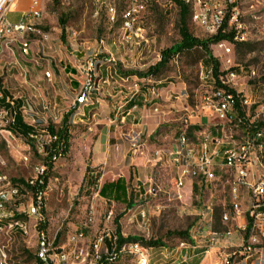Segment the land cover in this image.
Instances as JSON below:
<instances>
[{"label": "rangeland", "instance_id": "obj_1", "mask_svg": "<svg viewBox=\"0 0 264 264\" xmlns=\"http://www.w3.org/2000/svg\"><path fill=\"white\" fill-rule=\"evenodd\" d=\"M113 2L117 7L116 22L111 21L107 11V6L114 5ZM113 2L42 0L39 3L41 16L32 19V24L41 29L47 37L43 39L32 36L28 56L18 53L14 57L13 52L17 53L16 47L9 46V43L3 46V61L0 63L2 95L4 89L9 92L11 100L20 101L24 106V121L38 133L30 138L16 134L8 128L0 129V174L5 175L11 182L24 181L34 175L35 166H40L47 179L39 216L25 214L31 193L6 205L7 217L0 221V264H44L36 259V229L40 224L41 228L47 230L50 238L54 239L53 250L72 249L68 238L78 228H84L85 233L76 246L78 249H88L103 228L104 216L109 209L113 211V226L116 228L118 225L125 237L158 239L162 245L173 244L178 239H187L177 233L187 230L189 235L198 218V210L205 204H211L214 208L213 228L216 231L226 232L239 228L238 218H231L225 224L220 221L222 211H231V176L223 167L219 164L214 166L215 179L211 181L197 177L191 183L187 182L185 186L177 188L173 168L166 161L154 162L152 153L156 149L171 147L182 132L193 141L201 130L209 132L219 140L240 141L246 136V123L258 127L264 125L263 9L255 0H236L240 10L238 21L246 40L229 42V53H225L213 45L214 43L209 44L211 55L219 62V70H228L235 74L234 88L249 101L248 105L239 110L241 116H244V122L229 123L212 117L209 112L201 109L206 98L211 96L215 82L209 59L200 47L174 55L158 77L145 73L149 66L160 59L163 48L177 44L180 39L177 29L178 8L174 1L143 0L144 10L140 14V21L147 43L135 44L134 40L131 45L121 41L119 30L120 14L126 7L125 0ZM18 17V13H7V18L11 21ZM188 27L194 37L208 38L190 20ZM114 46H118L117 52ZM78 51L84 56L82 61L84 58L94 57L101 63L105 62L110 54L115 58L114 62L106 61L108 85L104 83V86H100L99 91L92 94V99L87 103L95 104L98 108L93 109L97 112L94 119L104 118V114L108 115V111L114 107L120 106V110H123L131 103L140 107L146 103V99L151 100V110L157 106L159 113L164 112V121L149 140L152 144L149 149L151 160L146 161V146H138V140V145H130L136 149L133 153L134 163L127 168L128 173L125 176L117 177L116 174L120 171L115 169L117 165L110 163L109 159L105 164H99L100 160L93 161L96 132L88 129L90 121L82 119L79 107H72L74 98L62 97L55 104L54 92L58 88L63 93L62 96H68L64 90L65 82L58 83V87L54 83L53 88L50 84L45 88L33 80L27 66L28 61L25 59L34 57L40 69H49L51 76H57L59 62L62 65L70 64V56ZM4 62L6 63L1 68ZM117 76L129 77L126 81H121L120 86L118 83L112 85L111 81ZM112 86H116L114 90H122L116 97H112L115 93L111 92L109 95L105 91ZM152 89L156 93L161 92L166 99L153 96ZM78 90L79 88L75 92ZM96 98L102 100V105L95 102ZM0 105H3L1 101ZM111 105L114 107H110ZM102 109L105 113H102ZM134 121L136 122V118ZM49 125L69 127V145L62 155L48 157L45 148L41 149L39 146L49 140ZM260 157L264 173L263 151L260 152ZM118 178L122 180L123 186L115 196H102L98 193L102 183ZM248 205L249 197L243 192L240 208L246 222ZM140 209L146 214L143 223L138 215ZM10 212L14 216L21 212L26 231L8 226ZM89 214L92 220L86 224ZM231 217H234V214H231ZM239 232L244 235V230L239 228ZM252 234L256 237L253 243L248 240L244 245L232 247L226 257H220L218 253L211 254L205 263L235 264L245 255V247L249 245L251 248H262L261 263L264 264V233L256 230ZM237 250L243 251L242 254ZM203 255L205 253L199 255L200 260ZM250 260L254 259L251 257ZM112 264L135 262L130 256L121 255Z\"/></svg>", "mask_w": 264, "mask_h": 264}, {"label": "built area", "instance_id": "obj_2", "mask_svg": "<svg viewBox=\"0 0 264 264\" xmlns=\"http://www.w3.org/2000/svg\"><path fill=\"white\" fill-rule=\"evenodd\" d=\"M66 2L69 0H58ZM93 2L113 0H92ZM188 5L190 11V21L203 33L210 37L217 32H233L232 40H221L213 45L221 48L225 53H229V42H242L246 38L241 32L238 16L240 10L236 0H180ZM264 11V0H255ZM42 0H0V36L5 31H15L14 40H9V46L13 42L18 44L19 54L26 53V41L21 38V25L30 23L33 27L32 19L40 17L39 3ZM114 3V2H113ZM126 7L120 14V19L125 21L126 42L135 44L147 43V38L143 37L140 14L144 10L143 0H125ZM8 12L19 14V19L11 21L7 18ZM101 13V10H100ZM117 7L114 3V14L112 19H116ZM38 30V28H37ZM38 37L44 39V33L38 31ZM94 57H88L81 64L80 69L83 77L79 90L71 102L72 107L81 106L82 100H87V92L96 93L99 85H91L92 61ZM115 61V60H114ZM221 71V70H220ZM210 72V71H209ZM224 72V71H221ZM47 78V73L44 72ZM235 74L226 70L224 74H218L217 82L221 83V91L218 94H211L202 105V110L209 112L212 117L219 118L224 122H233L235 119H244L238 115V108L248 105L249 101L240 94L234 86ZM215 82V80H214ZM230 90H233L230 91ZM153 96L156 92L151 90ZM3 97L0 96V100ZM224 101H231L235 104V114L226 115ZM152 111H157L154 106ZM13 100L4 98V104L0 105V129L9 128L14 118ZM188 117V116H187ZM186 122V120H185ZM247 127L250 123H246ZM257 128V127H255ZM36 135H34L35 137ZM41 143V149L45 144ZM135 137L131 140V145L136 146ZM264 152V140H259V136H251V130L247 129L243 140H219L209 132L201 130L197 133L195 141L190 140L184 133H180L174 140L171 147L156 149L153 153L154 162L166 161L174 170L175 185L181 188L187 182L201 177L204 181L215 179L214 166L219 164L230 174L229 197L231 211L224 210L220 215L221 223L225 224L231 219V214H242L240 205L242 193L246 192L249 197V205L246 209V217L250 221L249 240L253 243L256 237L253 231L264 233V173L260 152ZM220 161H217V160ZM43 173L40 166L34 167V175L24 180V183H13L0 174V221L7 217L6 205L15 202L20 197H27L29 193L30 203L27 205L25 214L27 216H39L40 208L43 204ZM34 187V190L31 188ZM24 191V192H23ZM21 214V212H19ZM8 226L26 231V224L21 219H15L10 212ZM141 222H144L145 212L138 211ZM197 220L193 225L187 239H178L170 245H150L145 246L137 241L123 242L118 247V234L113 226V211L109 209L104 216L103 228L92 241L88 249H78L77 242L84 236V228H78L68 241L73 246L70 250H53L54 239H51L45 228L36 229V256L44 264H109L114 262L121 255L130 256L135 264H189L191 259L198 253H206L209 249L217 246L224 232L216 231L214 224V208L211 204L203 205L197 212ZM92 220L89 214L85 223ZM2 227L0 225V231ZM121 236L125 237L120 231ZM126 238V237H125ZM250 249V248H249Z\"/></svg>", "mask_w": 264, "mask_h": 264}, {"label": "crops", "instance_id": "obj_3", "mask_svg": "<svg viewBox=\"0 0 264 264\" xmlns=\"http://www.w3.org/2000/svg\"><path fill=\"white\" fill-rule=\"evenodd\" d=\"M122 41L125 43L123 39ZM31 43L29 45V52L31 50ZM129 44L131 45V43ZM11 46L16 47V49L18 48L17 42H13ZM114 47H115V51L117 52L118 46H114ZM2 52L0 53V63L3 61ZM18 53H19L18 49H17V53L13 52L14 57H16ZM83 57L84 56L81 55L80 51L75 52V54L71 55L69 58L70 64L62 65V63L59 62L60 67L57 69L58 75L51 76L50 74L49 78H46L44 76V72L47 69L46 68L40 69L38 61L34 57H31L29 59L25 58V59L26 61H28L27 66L30 68V72L33 77V80L39 84H42L45 88H47L49 84L53 88L54 83L56 84V87H58V83L65 82L64 90L66 91L68 96H62L63 93L58 88V90L54 92V102L56 104V102L60 101L62 97L74 98L75 95L77 94V92L75 91L77 90V88H79L83 77L80 66L84 62V60L87 59L84 58V60L82 61ZM109 57H111L114 62L115 58L111 54ZM109 57L105 59V62H101L100 64L98 60L95 59L96 60L95 74H96V79H98L99 81V86H104L105 85L104 83H107L108 85L109 83L108 75H107L108 66L106 64V61ZM5 63L6 62H4L1 68L4 67ZM55 66L57 67V64H55ZM128 77L129 76H117L115 79H113V81H111V84L113 85L114 83H118L117 85L120 86L121 85L120 82L126 81ZM115 88L116 86L108 87L105 89V91H107L109 95L115 93L112 94V97H116L117 93L121 92L122 90L121 89L114 90ZM8 93L9 92H7V96ZM156 95L161 96L162 99H166L164 98L166 96L163 97L161 92H158ZM150 101L151 100L146 99V103L142 104L140 107H138L136 104L133 103L130 106L124 108L123 110H120L119 108L120 106L115 108L113 105H111L110 107H114V108H111V110L108 111V115L104 114V118L101 119L100 118L94 119L95 115L97 114V112L93 111V109L97 108L95 104H83L79 106V110H80L79 114L82 116V119L90 121L88 122L90 125L88 129L89 130L93 129L96 132V139L93 146V161L100 160V162H98L99 164H105L109 159L110 163H114L117 165L115 169H119L120 171L118 174H116L117 177L125 176L128 173L127 168L133 165L134 163L133 153L136 149L135 147L130 146L133 137H135L137 142L139 140L138 143L139 145L137 144L138 146H146V161L151 160L149 158L151 154L149 152V149L152 148V144L149 143V140L151 135L156 130V128L160 125V123L164 121V114H163L164 112L161 111V113H159L158 109L157 111H152L149 105ZM95 102L102 105V100L100 98H96ZM153 104L156 103L153 102ZM20 108L22 110L24 106L21 105ZM99 110H101V108ZM103 111L104 109H102V113ZM135 118H136V122L134 121ZM106 119L108 121H104ZM231 218L232 219L238 218L239 223L237 224V227H239L241 230H244L246 225V219H244L242 214L234 215V217ZM239 228L230 229L224 232L217 246L209 249L205 253V255H203L202 259L199 261L198 264H206L205 262L208 256L211 254L218 253L220 257H226L229 255L228 253L229 249H231L234 246L244 245L246 242H248L249 237L245 238L244 235H242L239 232ZM245 248H246V250H244L245 255L242 257L239 256L240 258L235 264H248V262L250 264H262L261 263L262 248L259 247L251 248L249 245H247ZM237 252L242 254L243 251L237 250ZM234 253L235 252L233 251L232 254ZM198 254H202V253L197 252V255ZM197 255L191 259L190 264L194 259L198 257ZM251 257L254 260H250Z\"/></svg>", "mask_w": 264, "mask_h": 264}, {"label": "trees", "instance_id": "obj_4", "mask_svg": "<svg viewBox=\"0 0 264 264\" xmlns=\"http://www.w3.org/2000/svg\"><path fill=\"white\" fill-rule=\"evenodd\" d=\"M174 3L176 4L178 8V22H177V29L179 33V41L177 44L171 45L169 47L163 48L160 52V59L153 65L149 66L146 70V74L154 77H158V75L167 68V65L170 61V59L181 52L185 51H190L193 48L200 47L207 55L209 62L211 64V71L215 80V84L217 82V76L218 74H224V72H221L219 70V62L216 58H214L209 50V44L210 43H216L221 40H232L233 32H217L216 34L206 38V39H199L197 37H194L191 32L189 31L188 27V20H190V11L188 5L184 4L180 0H173ZM63 22V21H61ZM135 74V73H133ZM233 92V90H230ZM7 96V92L3 89V97L5 98ZM4 98H2L0 101L2 104H4ZM130 103V102H129ZM133 104V103H131ZM129 104V106L131 105ZM21 104L18 99L13 100V109H14V118L12 124L9 126L10 130L13 131L16 134H19L23 137H29V133L37 134V130L33 128L31 125L27 124L22 115V110L20 108ZM240 109L238 108V111ZM239 114L241 112L239 111ZM255 127L253 124H250L248 126V130L254 129ZM48 136L50 137V142L45 144V150L47 151L48 157H55L57 154L62 155L68 148L69 145V138H70V132H69V127L67 125H61L59 127H55L53 125L48 126ZM97 176H95L96 181ZM43 184H42V189L46 185V179L47 176L45 173H43ZM24 183L23 180H16L13 183ZM123 182L120 178L114 180V181H109V182H104L100 185L98 188V193L102 196H115L117 192L122 190ZM34 190V187L31 188ZM22 214H15V219H21ZM42 224L38 226V228H41ZM116 232L118 234V239H117V244L118 247L123 242H134L137 241L143 245L150 246V245H162L158 239L155 240H144L141 237H133V238H125L121 236L119 226L116 225ZM250 232V221L247 218V222L244 228V237L247 238L249 236ZM177 234L183 235L188 238V233L187 230L179 231ZM201 254H198L197 258L192 261V264H198L200 261L199 256ZM119 258V257H118ZM36 259L39 262H42L39 258ZM113 262H110L109 264H112Z\"/></svg>", "mask_w": 264, "mask_h": 264}, {"label": "bare ground", "instance_id": "obj_5", "mask_svg": "<svg viewBox=\"0 0 264 264\" xmlns=\"http://www.w3.org/2000/svg\"><path fill=\"white\" fill-rule=\"evenodd\" d=\"M107 11H108V14H109V17H110L111 21H115V19H112V15L114 14V5H110L109 4L107 6ZM39 13H41L40 9H39ZM36 18H39V17H36ZM36 18H33V19H36ZM33 27H35V28H30V23H23L21 25V38L24 41H26V53H27V54H21L23 56H26L29 53V45L31 43V37L32 36H37L38 37V31H41V29H39L34 24H33ZM37 28H38V30H37ZM119 30L121 32V38L126 42V28H125V21H123V19H120ZM144 33H145V30L143 29V37L146 38L144 36ZM46 37H47V35L44 34V39ZM14 38H15V31H5V32L2 33V36H0V53L3 50L4 44L9 43V40H14ZM107 61L108 62H113L111 57H109L107 59ZM95 67H96V60H93L92 61V70L94 71V73H93V75L91 77V85H99V81H98V79H96ZM45 72L47 73V78H49L50 77V72L48 70H46ZM99 88H100V86H99ZM212 90H213L212 94H218V91H221V83H216ZM92 94H94V92H87V100H82L81 101V105L87 104L88 102H90V100L92 99ZM0 96L3 97L1 90H0ZM5 98H9V97L6 96ZM224 110H225L226 115L235 114V104H232L231 101H224ZM235 121H236V123L244 122L243 119H235ZM245 128H246V126H245ZM34 135H36V134H33V133H29L28 134V136L30 138L34 137ZM251 136H259V140H264V125L260 126V127H257V128H254V129H251Z\"/></svg>", "mask_w": 264, "mask_h": 264}]
</instances>
